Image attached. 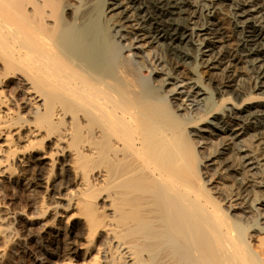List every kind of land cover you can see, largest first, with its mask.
<instances>
[{"label": "bare ground", "instance_id": "bare-ground-1", "mask_svg": "<svg viewBox=\"0 0 264 264\" xmlns=\"http://www.w3.org/2000/svg\"><path fill=\"white\" fill-rule=\"evenodd\" d=\"M97 1L0 0V173L12 179L17 163L45 198L54 170L69 173L51 210L63 202L68 239L79 227L86 244L60 264H262L194 148L214 138L208 164L249 207L264 203V0ZM11 79L32 121L6 108ZM11 218L0 200V264H23Z\"/></svg>", "mask_w": 264, "mask_h": 264}, {"label": "rangeland", "instance_id": "rangeland-1", "mask_svg": "<svg viewBox=\"0 0 264 264\" xmlns=\"http://www.w3.org/2000/svg\"><path fill=\"white\" fill-rule=\"evenodd\" d=\"M63 1L65 3H69L74 6V4H76L79 0H63ZM97 2L99 3L101 1H97ZM67 13H65V17L67 16ZM101 19L102 18H100V23L101 21H103ZM207 19H208L207 22L209 21L208 24L210 27L209 36L211 37V39H214L213 36H215L216 34V25H215L216 22L214 21L213 18H207ZM102 23H104V21ZM104 25L106 26L105 23ZM160 53H162L163 56L165 55L163 52ZM164 60H165L164 63L168 65L166 66L168 71H172V73L174 72V74L180 73L179 75L182 77L190 76L186 68L184 69L181 67L175 68V66L169 59L164 58ZM137 67L139 68V71L142 74L147 75L148 73L146 71L147 64L145 62L139 60L137 63ZM155 77L156 78L162 77V75L161 74L154 75V78ZM159 79L160 78H157L156 80ZM158 82H159L158 84H162L163 81L160 80ZM155 85L156 82H154V86ZM245 86L243 88L248 89V85ZM169 87H170L169 85H166L163 87V89L164 88L167 89ZM252 95L260 96L258 92H253ZM1 98L7 100L6 108L10 109L15 117H20L22 118V120L32 121L33 116L29 111H27L28 109H26V107L23 106L24 95H22V93L19 91V86L17 84L16 79H11L9 83H7V85L4 87L3 95H1ZM209 120L212 121L213 118L211 117L209 118ZM23 132L24 130H22V133ZM209 139L211 140L208 141L210 143H206L203 145L201 144L200 146L196 145L194 148L197 159L202 162L201 166H205L200 168L201 170L200 180L202 181V178H204L205 174H206L205 176L209 178L210 176H212L210 182H212L211 187L214 186L213 188L214 191L213 189L211 190L212 192L209 191V194L212 193L210 194V196L212 195L213 197L212 196L211 197L215 198L214 200L217 199L216 202L219 203L218 205H220L219 206L220 208L222 209L225 208L226 210V208L230 207V209H233L229 212H232L231 215H233V219H235L236 217L235 219L237 221V226L235 227L236 234L240 232L243 233L242 235L244 236V240L246 241L249 249H251V251L254 253L257 261L264 264V246L261 242L262 236H264L262 233L264 231L262 230L261 234L256 233L255 234L256 237L254 239H253L254 232L251 231L252 226H255V228L264 227V218L261 219L262 225L260 227L256 225L260 217L264 216L262 214L264 213V203L258 204V206L255 205L257 210H254L255 209L254 203L252 205V208L249 207L248 205L249 200L252 199L251 193L248 195L247 200H244L245 197L243 194L240 197L237 196L235 194L236 193L235 188L231 184L232 183L231 181H233V179L228 175L227 177L226 174H224L226 172L222 170L220 171V165H218L219 164L218 161H216L212 165L208 164L206 160H208V158L210 157L211 154L210 152L214 151L213 149L215 150L219 149L218 148L219 144L215 143L216 140H214V138H209ZM246 140H245L246 143L244 144L250 147L249 145L251 144L250 140L248 139ZM198 150L200 154L197 153ZM225 156L227 157V155H224V157ZM237 156L238 155L236 154L231 157L233 161L230 158V160L232 161V163H234V165H237L238 162H240L239 156L238 157ZM1 159L2 158L0 153V161ZM12 168L15 172L12 179L7 178L8 176L7 177L3 176L0 173V200L6 204L12 217L10 219V231L12 232V236H13L12 252H13L14 260L18 262L22 260L21 262L23 264H60L65 259V257H63L64 254H62V252H65L68 248L74 247L76 248V250L80 251L81 253V250L84 248L86 242L81 237V230L79 229V227L77 228L76 231L77 234L76 237L74 236L70 240L68 239V235L66 232V227H67L66 222L68 217H64V214L62 213L64 209L63 202L60 201L61 203L59 204V208L56 209L53 208L54 210H51L52 206L56 205L55 204L56 202H59L56 200L57 195L55 189L57 188L58 185H60V179L62 177L65 180V181L63 180L64 183L68 184L67 182L70 180L69 173L63 175L62 172L63 170H61L59 167H57L56 170H54L53 173L57 174V177H54L55 179L53 185L55 186L53 187L54 191L51 192L50 196L45 198V196H43L42 193L43 191L40 190V192H35V193L31 191L28 181L32 172L30 173V171H24V169L19 167L17 163L16 165L14 163ZM219 172H223V173L220 174ZM201 173H203V175ZM61 175L62 177H60ZM57 179H59V181ZM55 182L56 184H58L59 182V184L56 185ZM70 187L69 189L72 190L74 189L73 186ZM254 189H253L254 191H251L254 193V194L252 193L253 198L260 193L258 191H261V188H254ZM242 201H244V203ZM40 205H43L44 207H49L50 210L49 214H45L41 216L39 210ZM44 230L46 231L44 232ZM83 261L90 262L89 258H86L85 260L79 259L78 263H82Z\"/></svg>", "mask_w": 264, "mask_h": 264}]
</instances>
